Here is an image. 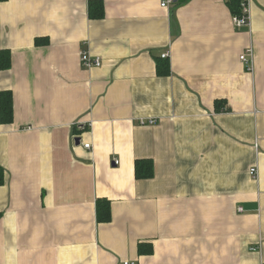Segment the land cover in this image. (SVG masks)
Masks as SVG:
<instances>
[{
  "label": "crops",
  "instance_id": "0c3cea01",
  "mask_svg": "<svg viewBox=\"0 0 264 264\" xmlns=\"http://www.w3.org/2000/svg\"><path fill=\"white\" fill-rule=\"evenodd\" d=\"M161 4L0 1V264H264V0Z\"/></svg>",
  "mask_w": 264,
  "mask_h": 264
},
{
  "label": "trees",
  "instance_id": "16d2710c",
  "mask_svg": "<svg viewBox=\"0 0 264 264\" xmlns=\"http://www.w3.org/2000/svg\"><path fill=\"white\" fill-rule=\"evenodd\" d=\"M2 1V0H0ZM230 8L232 10L233 16L241 15L242 12V0H229ZM90 18H103L105 14L104 5L101 1L90 2ZM39 43V40H37ZM166 62L167 59H162ZM11 67V54L8 50L0 51V71L9 70ZM162 67V66H161ZM160 67V74L168 75V64H166L163 69ZM14 118V102L13 95L9 91L0 93V124H11ZM136 178L138 180L149 179L154 176V166L150 160H141L136 162L135 166ZM3 176L0 171V184L3 183ZM1 218V215H0ZM97 218L100 223H109L112 220L111 215V204L107 200H98L97 203ZM153 249L144 248L140 245L139 253L146 254L152 253Z\"/></svg>",
  "mask_w": 264,
  "mask_h": 264
},
{
  "label": "built area",
  "instance_id": "2783aa9c",
  "mask_svg": "<svg viewBox=\"0 0 264 264\" xmlns=\"http://www.w3.org/2000/svg\"><path fill=\"white\" fill-rule=\"evenodd\" d=\"M177 3V0H162L161 6L163 8H167L168 6H171L173 4ZM250 5H251V0H242V12L241 15H234L233 22L234 25L236 26L237 29H242L246 27H250L251 25V12H250ZM169 54H164L162 56L163 59H168ZM81 62L83 66H85L87 69H92V68H100L102 66V60L99 57H93L90 55L88 51H82L81 52ZM241 61L249 68V70H252V50L249 49L247 50L246 53H244L241 56ZM155 120H149V121H144L142 124H150L153 125L155 124ZM86 149H90V145H85ZM119 163L116 161L115 165H118ZM257 174L256 169L251 170V175L255 176ZM124 264H135V263H124Z\"/></svg>",
  "mask_w": 264,
  "mask_h": 264
}]
</instances>
